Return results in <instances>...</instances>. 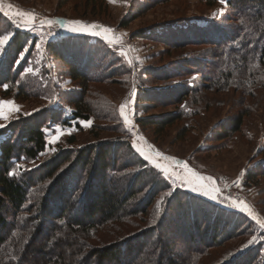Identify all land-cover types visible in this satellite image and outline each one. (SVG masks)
<instances>
[{"label": "trees", "instance_id": "1", "mask_svg": "<svg viewBox=\"0 0 264 264\" xmlns=\"http://www.w3.org/2000/svg\"><path fill=\"white\" fill-rule=\"evenodd\" d=\"M98 1L105 8L104 0ZM192 1L207 7L221 2ZM223 3L225 10L218 18L180 19L136 32L141 38L154 36L167 49L201 48L192 57H180L179 67L174 66L176 61L160 71L144 67L143 76L161 86L150 88L143 87L142 78L135 83L134 71L126 69L122 57L109 53L112 45L102 37L92 40L80 34L46 41L41 52L46 69L26 75L28 61L36 58L38 40L24 29L1 28L6 16L0 13V36L12 34L0 57V88L7 85L6 94L13 92L21 100L58 95L61 106L64 102L72 108L66 112L55 103L43 106L0 131L4 134L0 139V264H264V228L241 211L173 187L130 143L129 125L123 119L119 123L125 129L119 127L115 138L72 145L76 141L72 134L67 146L57 144L36 166L9 175L20 158L32 161L45 152L47 128L59 125L81 131V121L99 117L89 86L107 85L112 79L127 83L125 95L133 96L137 112L131 122L139 130L153 126L163 132L177 121L187 122L206 112L211 96L232 93L237 96L229 102L238 106L237 111L221 119L209 135L221 141L244 134L245 118L251 112L247 101L264 96V0ZM134 12L123 16L117 27H128L142 9ZM193 74L196 77L189 80ZM52 75L68 78L77 90H66ZM175 78L180 82L165 84ZM159 101L174 104L176 111L138 115ZM97 129L94 126L92 134ZM182 131H188V126ZM140 135L159 150L146 134ZM258 154L264 158V141ZM175 159L198 170L189 158ZM261 176L264 161L255 158L245 170L243 183L256 184ZM238 240L243 243L238 245Z\"/></svg>", "mask_w": 264, "mask_h": 264}, {"label": "rangeland", "instance_id": "2", "mask_svg": "<svg viewBox=\"0 0 264 264\" xmlns=\"http://www.w3.org/2000/svg\"><path fill=\"white\" fill-rule=\"evenodd\" d=\"M89 1L91 0H0V13L3 16L4 11H8L10 14L18 12L31 13L34 16V26L31 30L23 25V21L27 17H20L18 15L13 16L11 19L6 16V20L2 21L4 23L2 25L4 26H0L4 28L5 25H8L9 31L13 28L24 29L37 38V44H40V48L36 50V58L28 61L26 68H31L32 72L26 73V75H35V73H40V71L46 69L41 58L42 46L46 41L60 39L68 34L86 35L92 40L99 37L104 39L105 34L102 31L100 35H93L92 29L81 32H69L66 27L62 26L65 21H80L78 18H81L83 19L82 23L85 25L96 24L113 29L112 33L107 34L109 38L113 36L120 37L118 41L111 44L112 46H110L108 51L114 57L117 58L120 56L122 57L121 59H124L126 69L129 67L130 70L134 71L132 78L135 79L136 84H139L138 79L142 78L145 80L144 88L161 87L156 81L143 76L141 71L144 67L148 66L156 69V71H160L163 65L171 61H176L173 62L175 63L174 66L179 67L181 62L178 59L180 57H192L201 48L197 46H186L180 49H167L159 41L153 40L155 38L154 36H150L151 38L148 39L141 38L136 35V32L141 28L146 29L148 25H160L169 22L175 23L180 19L218 18L225 10L224 3L222 2L212 7H207L192 0H166L162 2L157 0L159 2L151 3H149L151 0H104L105 8L98 6L100 5L98 0V4H94L95 6H91L92 4H89ZM146 3H149L148 6ZM138 7L142 9V12L139 13L140 16L133 20L126 28L117 27L119 20L123 16L127 13H135L134 11ZM47 20H54L57 23L53 25L42 23ZM23 55L24 53L21 54V56ZM1 56L2 51H0ZM128 60H131L132 63L129 64ZM52 76L54 78L53 80L57 84L60 81L61 87H64L66 90H77L73 86L74 83H71L68 78H60L58 76V79H56L57 75ZM188 77L189 80H192L196 75L193 74ZM178 82H180V79L175 78L165 82V84H175ZM160 84L163 85V83ZM95 85L90 84L89 86L93 91L90 97L99 117H91L92 124L88 127L82 125L83 128L81 131L74 132L69 127L61 128L59 125H52L50 128H47V147L45 152L32 161L20 158L15 162V168L12 169V172L15 173L16 171L26 170L27 168L36 166L53 152L52 149H55L57 144H61L64 147L67 146V139L72 134L76 138V141L72 145H82L87 141H94L95 139H111L117 137L116 130L119 127H123L119 123L123 119L120 115L121 104H126L125 110L129 120L135 119L137 112L133 109V96L129 97L127 94L125 95L127 83L124 84L121 81L112 79L107 85ZM5 88V86L0 88V101L10 100L18 110L9 112L8 119L0 118V124L4 125L3 128H0V131L11 123L18 121L21 117L40 110L43 106L55 103V105L61 107L62 111L65 109L68 112L72 109L64 102L61 103L63 105L61 106L58 102V95H51V98L40 96L21 100L16 98L13 92L9 95L6 94ZM235 95L227 93L218 94L215 97L211 96L213 102L210 103V108L206 112L200 113L187 122L177 121L173 125L165 128L163 132H157L158 129L155 130L153 126L139 130L135 121L131 122L127 127L128 137L132 145L133 141H135L137 146L144 148L146 151H151L152 153L159 152L164 157L172 158L164 160L161 157H154L155 163L153 164H160L162 167H167L169 173L175 172L182 177L184 169L174 164V161H176L175 156L189 158L198 170L188 166L189 168L200 175L211 176L213 178L211 186L218 189L214 195L217 196V201H219L213 202L223 207L240 211L238 208L228 207V205H231L233 202L239 203L240 201H244L249 205L256 218L253 219L246 211L241 212L250 217L261 228L258 221H264V176H261L257 180V183L252 185H245L243 183V176L252 160L257 158L260 161H264V158H260L261 154H258V150L264 141V96L247 101V103L250 102L251 104V112L245 118L244 134H235L231 139L229 138L230 140L226 139L221 141L214 140L213 136L210 138L211 136L209 135L221 119L234 113L235 110L237 111L238 106L236 107L234 106L235 104L232 105L229 102L232 96ZM165 97L167 98L168 96ZM116 108L119 113H117ZM175 108L174 104L170 102L159 101L158 104L145 108V112L139 110L138 115L158 116L176 111ZM93 125L98 128L94 134L91 132L92 128H94ZM182 125L185 128L188 126V131H182ZM57 128L63 134L59 136V139L55 143H50L51 136L56 135ZM124 129L123 127L119 131H123ZM143 133L155 142L159 150L151 144L146 143V139L140 135H143ZM3 135L0 134V139ZM226 142L227 144L225 145ZM149 145L151 149H149ZM169 180L172 181V178L170 177ZM173 187L187 189L179 181L173 184ZM236 243L238 245L242 244L243 240H238Z\"/></svg>", "mask_w": 264, "mask_h": 264}, {"label": "snow or ice", "instance_id": "3", "mask_svg": "<svg viewBox=\"0 0 264 264\" xmlns=\"http://www.w3.org/2000/svg\"><path fill=\"white\" fill-rule=\"evenodd\" d=\"M221 2L223 3V0H221ZM4 15L9 17L10 19L15 15H18L20 17H27L26 19H24L23 25L27 26L30 30L34 26L33 25L34 16L31 13L18 12V13L10 14L8 11H4ZM42 23H47L48 25H53V24L57 23V21L47 20V21L42 22ZM62 26L66 27L67 31H69V32H81V31H86V30L92 29L93 35H100L101 31H102L105 34L104 39L107 40L110 45L114 44L116 41H118L120 39V37H117V36H113V37L109 38V36L107 34L112 33L113 29L107 28V27H104L101 25H96V24L85 25L81 21L77 20V21H65L64 25H62ZM49 34H51V33H49ZM11 39H12L11 33L0 36V51L6 50V46L10 43ZM36 47L40 48V44H37ZM125 58L127 59L126 56H125ZM128 63L131 64L132 61L128 60ZM30 72H32L31 68L25 69V73H30ZM22 75H23V73H22ZM5 87H7V85H5ZM132 95H135V92H133ZM125 109H126V104H121L120 105V115L123 117L124 123L127 125V124H130L131 121L129 120V118L126 114ZM13 110H18V109H16V106L13 104L12 101H10V100L9 101H0V118L8 119L9 112H11ZM80 123L83 126L88 127L92 124V121L91 120L81 121ZM3 127H4V125L0 124V128H3ZM62 134L63 133L61 132V130L59 128H57L56 129V135L51 136L50 143H55L59 139V136ZM133 147L136 148V150L140 153V155L143 156L144 159L148 160L150 163H155L154 157H161L164 160L172 159L169 157L162 156V154L159 152L152 153L151 151H146L144 148L137 146L135 141H133ZM148 147H149V149H151L150 145ZM52 150L55 151V149H52ZM174 164L177 167H182L184 169V174L182 177L178 173H175V172L169 173L168 168L162 167L160 164H155V166L157 168H159L164 173L165 179H169L171 177L173 184H175V183H177V181H179L182 184V186L186 187L192 193L207 197L209 200H212V201H217V196L214 195V193L217 192L218 189L211 186L212 181H213V178L211 176L200 175L199 173H197V172L193 171L191 168H189L187 164H184L183 162L178 161V160L174 161ZM14 174H15L14 172L9 173L10 176L14 175ZM167 195H171V193H167ZM217 202H219V201H217ZM228 207L238 208L240 211H246L249 216H252L253 219L256 218L253 215L249 205H247L244 201H240L239 203L233 202L231 205H228ZM157 208H159V204L157 205ZM258 223H260L261 227L264 228V221H258ZM254 239L255 238H253V240H249L248 245H251L253 243ZM248 245H245V247H247Z\"/></svg>", "mask_w": 264, "mask_h": 264}]
</instances>
